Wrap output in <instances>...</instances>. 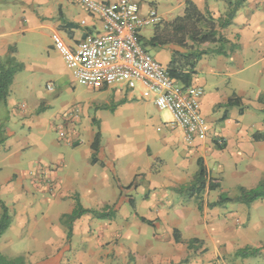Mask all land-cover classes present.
I'll use <instances>...</instances> for the list:
<instances>
[{"label": "crops", "instance_id": "0c3cea01", "mask_svg": "<svg viewBox=\"0 0 264 264\" xmlns=\"http://www.w3.org/2000/svg\"><path fill=\"white\" fill-rule=\"evenodd\" d=\"M134 1L156 7L164 21L183 15L186 7V0ZM192 1L203 11L209 9L215 17L224 15L228 7V0ZM86 12L78 0H0V59L13 47V56L22 66L13 77L7 105L2 106L6 110L3 121L7 124V137L11 139L4 140L1 156L29 159V156L15 154L12 143L18 140L20 127H33L47 120V112H39L49 107L41 102V96L35 109L28 105L39 95L35 82L42 73L52 72L54 64L67 70L53 46L52 35L59 33L69 46H77L87 32L101 28V23ZM148 30L143 32V40L153 56L174 70L191 71L187 81L203 87L202 112L213 134L223 139V144L213 139L196 141L191 146L186 144L180 129L167 127L166 123L171 120L169 113L164 122L167 131L164 139L183 142L185 147L176 151L174 145L164 142L165 147L172 149L173 160H170L171 153L164 152L167 156L152 153L153 159L164 160L158 173L152 171L153 162L142 168L137 157L126 158L129 172L117 163L116 152H106L103 138L99 151L94 153L96 133L92 130L91 135L85 136L81 129L74 130V121L79 119L82 110L79 108L73 114L74 109L68 108L54 119L67 126V136L63 139L68 137L67 144L73 151L68 155L59 154L53 175L44 167L29 179L24 170L27 161H22L14 165L17 168L12 175L18 176H11L2 184L1 194L7 201L2 200L12 216V224L0 239V246L9 251L6 246L11 241L4 240V236L13 230L17 235L12 241L17 246H30L13 247L14 252L26 253L27 264H258L259 258H264V249L255 257L235 256L241 248L264 246V198L251 204L228 202L209 206V202L225 193V182L238 191L234 197L240 187L250 189L264 179V104L258 100L264 93V0H247L237 11L233 23L221 30L237 48L232 51L231 45L225 44L223 48L228 54H218L211 50L221 46L220 43H205L202 49H211L210 52L192 61L191 68L171 66L176 57L174 48L152 47L148 42L155 33V26L147 36ZM232 98L238 99L239 104L228 106ZM42 104L46 105L42 107ZM256 136L263 138L257 140ZM200 166L205 168L207 180L212 179L220 187L213 192L206 189L199 198L194 190L190 199H185L179 193L186 191L188 184L191 189ZM121 169L126 171L124 176ZM134 181L148 183L152 190L150 198L136 200L131 211L127 207L123 223L120 221L118 227L119 209L125 202L129 203L124 196L118 200V191L121 193L120 187ZM30 182L37 184V191L41 192L39 200L43 202L37 213L33 206L37 201L25 198L21 192L31 189ZM55 187H59L56 193ZM13 191L18 195L15 199H12ZM50 192L54 193L52 198L41 199ZM204 194L209 195L210 201L201 200ZM76 197L86 208L115 205L116 218L105 221L85 214L74 221L72 235L68 238V228L61 218L73 211ZM60 203L62 206L57 207ZM62 203H67L68 208H61ZM26 240L28 244H23Z\"/></svg>", "mask_w": 264, "mask_h": 264}, {"label": "rangeland", "instance_id": "374dc122", "mask_svg": "<svg viewBox=\"0 0 264 264\" xmlns=\"http://www.w3.org/2000/svg\"><path fill=\"white\" fill-rule=\"evenodd\" d=\"M138 3L140 4L141 8H147L145 10H141V15L147 16L152 6L146 5L145 3L142 4L141 2ZM148 28L149 30L146 33L147 36L148 33L152 32L154 27L150 26ZM143 42L145 43V40H143ZM174 55L176 57L172 63L173 65L170 64L171 66L182 65L188 68L192 67L191 60L186 59L181 54L174 53ZM54 65L55 69L52 70V72L42 73V76H40L41 78L37 79L35 82V87L36 91L38 92L37 94H39L37 95L38 98L28 104L30 109H35L38 106L37 103L40 102L39 96H41V102H46L47 106L49 107L44 109L41 108L39 109V112L46 111L47 120L40 122L39 125L37 124L33 127H20L19 133L17 134L18 140L12 143L13 151L15 150L16 152L15 154L19 153L22 156H29V159L15 158V155H12L11 158H7L6 156L3 157L0 154V200L4 199L7 201V199L5 197L3 198L1 194L2 184H5L8 178L11 179V176L14 178L15 176H18L12 175L14 172L13 170L17 168V166H14L15 164L17 165L22 161H27V163L24 165V170L27 173V177L29 179H31V177L34 178V176L40 173L44 167L48 173L53 175V171L57 167L56 161L59 154L68 155V153L73 151V148L67 144L68 137L61 139L59 136L60 130L67 132V126H62L64 123L60 125L59 122L54 119L55 117L63 114L68 108H73L74 110L81 108L82 110V112L79 114V119L74 121V127L72 128L79 131L81 129L85 136L87 134L91 135L92 130L96 134L100 132L101 138H103V144L106 147V152H116L118 155L116 159L117 163L121 164L119 165L121 168H128L129 172L130 168L125 164L126 158L129 159L133 156L137 157L138 162L141 163L140 167L142 168L147 167L148 163L152 164L153 162L152 171L154 173H158L160 172L158 168L160 169V167L163 166L164 160L153 159L150 156L152 153L156 155L158 153H162V156H167V153H171L170 160H173V151L170 147H165L164 142L169 146L174 145L173 147H176V151H180L185 147L183 142L175 143L171 140L165 141L164 135L167 133V131L164 122L168 120L169 112L160 111L153 104L152 98L143 97L139 88L134 90L126 88H110L109 91L94 90L76 83L68 70L61 68L58 64ZM50 84L53 85V90L48 89V85ZM46 104H42L41 106L44 107ZM5 113L6 110L4 111L2 105H0V121L3 122L1 136H4V140L9 138V136L7 137V124H5L6 122L3 121L5 120ZM77 121H80V124H78ZM69 122H71L70 119H68V125H70ZM158 127L161 128L160 131L157 130ZM9 139H11V137ZM4 140H2V142L0 141V147L2 148L4 147ZM27 142H29V144H27ZM86 142L87 141H85V143ZM22 145H24V148H20ZM164 152L166 154H163ZM167 160L169 159L167 158ZM121 170L123 171L124 174L122 175L124 176L126 171L124 169ZM226 180L228 179L226 178ZM132 184V188L125 189L123 193L121 192L122 194L118 191V200L121 198V196H124L127 201H129V197L134 198L135 201L148 199L150 196V191L152 190H149L147 182L137 184V182L134 181ZM30 185L32 186L31 189L25 188V190L23 189L21 192L24 194L25 198H28L32 201H37V203H34L33 205L36 207L37 213L41 205L40 203L43 202L39 200L41 192L37 191L39 188L37 184L30 182ZM188 187L189 184L186 186V191L177 193L183 194L185 199H190V193L192 190L188 189ZM57 189H59V187L54 188L55 193L58 192ZM224 191L225 194L230 196H233L238 192L234 187L230 186L229 182H225ZM21 192L19 190L18 193L20 194ZM50 193L44 194L41 199L52 198L54 193ZM71 194L74 195L73 193ZM17 196L18 195L15 194V191H13L12 199H15ZM74 196H78V194H75ZM76 198L74 199L75 203ZM201 200L210 201V197L209 195L204 194L201 197ZM119 202L120 201H118V203ZM62 204L64 206L61 208L64 209L68 208L69 206L67 203ZM124 204L126 205H123V207L119 209L120 213L118 214V227H120V221L123 223L125 215L127 214V207H129L130 211L132 208L130 203L125 202ZM60 206H62L61 203L57 205V207ZM113 209L115 211V216L112 219L102 220L113 221L116 218L117 211L115 205H113ZM97 210H101V208ZM94 217L98 218L96 216ZM98 219L101 220V218ZM16 235L17 234L13 230H10V232H7L4 236V240L11 241L6 246L9 251H5L3 246H0V252L10 258L26 256V253L23 254L22 252H14L13 247L23 248L17 246L15 241H12L15 239ZM28 241L29 240L24 241L23 244H28ZM27 247L30 246H24V248ZM236 257L244 258L241 256ZM259 261L260 262L258 264H264V258H259Z\"/></svg>", "mask_w": 264, "mask_h": 264}, {"label": "built area", "instance_id": "2783aa9c", "mask_svg": "<svg viewBox=\"0 0 264 264\" xmlns=\"http://www.w3.org/2000/svg\"><path fill=\"white\" fill-rule=\"evenodd\" d=\"M78 1L87 14L101 23L100 30L87 32L75 47L69 46L59 33L52 35L53 46L76 83L94 90L139 88L160 111L170 113L167 127L180 129L186 144L206 139L223 144L202 112L203 87L185 85L172 76L170 67L157 60L143 42V32L164 21L156 7L142 16L134 0ZM82 23H86L85 19ZM48 89L53 90V85ZM59 136L63 139L66 132L60 130Z\"/></svg>", "mask_w": 264, "mask_h": 264}, {"label": "trees", "instance_id": "16d2710c", "mask_svg": "<svg viewBox=\"0 0 264 264\" xmlns=\"http://www.w3.org/2000/svg\"><path fill=\"white\" fill-rule=\"evenodd\" d=\"M247 0H228L227 10L224 15L215 17L213 13H210L209 9L201 10L192 0H186V7L183 15L176 16L172 20H166L155 26V33L150 39L148 44L152 47H165L172 46L173 52L183 55L186 59L191 61L201 59L205 54H208L211 49H202V45L205 43H220L221 46L211 50L218 54H228L223 48V45L230 44V50L237 48V45L228 40L221 32L222 29L227 28L233 23V20L237 14V11L244 5ZM148 48L147 44L144 43ZM15 52L14 48H10L8 54L0 59V105L6 106L8 97L11 93V87L15 74L21 70V64L13 56ZM172 70V76L178 78L185 85H189L187 80L191 75V71L187 69H181L170 67ZM264 104V93L259 96L258 99ZM238 99H230L227 103L228 106L238 105ZM264 112V110H263ZM3 122L0 121V141L4 140V136H1ZM260 136H256L255 139L260 140ZM101 133L98 132L93 144L94 153L96 154L100 149ZM95 162V161H94ZM131 183L127 187H120L122 193L127 188H132ZM220 187L219 183H215L212 179L207 180L205 174V168L200 166L194 180V185L191 187L192 192L196 190L197 197L200 193L216 190ZM191 194H194L192 193ZM264 198V179L253 188L240 187L239 194L232 197L225 193L220 194L216 201L209 202L210 207L222 206L228 202H240L245 204H251L253 201ZM135 199L129 197L130 205L135 208ZM75 207L72 212L66 213L62 216L61 221L68 228V238L72 235V227L74 221L85 214H92L101 219H112L115 216L113 206L105 205L101 210L91 209L84 207L80 200L76 198ZM0 207L2 214L0 216V239L12 224V216L5 203L0 200ZM201 208V205H200ZM142 221L151 222L144 217H140ZM176 241H180L179 231L175 230ZM264 246L259 248L244 247L236 252V256L244 258L255 257L262 254ZM0 264H27L26 258L23 256H17L10 258L0 252Z\"/></svg>", "mask_w": 264, "mask_h": 264}]
</instances>
